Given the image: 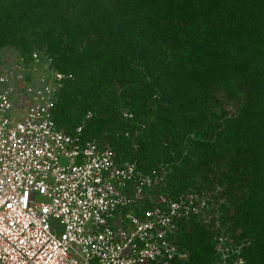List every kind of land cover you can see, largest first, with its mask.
<instances>
[{"label": "trees", "instance_id": "trees-1", "mask_svg": "<svg viewBox=\"0 0 264 264\" xmlns=\"http://www.w3.org/2000/svg\"><path fill=\"white\" fill-rule=\"evenodd\" d=\"M32 44L74 77L60 130L122 133L139 169L165 167L168 199L217 205L191 237L200 262L227 238L235 261L264 264V0H0V46Z\"/></svg>", "mask_w": 264, "mask_h": 264}, {"label": "built area", "instance_id": "built-area-1", "mask_svg": "<svg viewBox=\"0 0 264 264\" xmlns=\"http://www.w3.org/2000/svg\"><path fill=\"white\" fill-rule=\"evenodd\" d=\"M73 78L45 50L0 58V264H188L172 236L191 205L169 200L140 215L156 179L118 165L82 127L58 128L54 110Z\"/></svg>", "mask_w": 264, "mask_h": 264}, {"label": "rangeland", "instance_id": "rangeland-1", "mask_svg": "<svg viewBox=\"0 0 264 264\" xmlns=\"http://www.w3.org/2000/svg\"><path fill=\"white\" fill-rule=\"evenodd\" d=\"M44 49L46 50V47L40 46L39 44H32L31 46L4 45V46H0V58L15 57L23 52L29 53L31 51L33 52L34 50H44ZM14 114H16V117H19L18 111H16ZM128 118L131 119V116H128ZM137 128H139V124L138 125L136 124V127L132 131L131 129H128L129 133H125L124 137L130 138L131 134L133 136L139 135L140 131H135V129ZM121 134L122 133L116 132L114 137L104 138L98 142L101 144L102 147L111 148L118 165H121L124 162H132L136 164L138 170L143 172L147 177L156 179L153 185L147 186L145 188V199L141 202V204L138 207H135L136 212L142 215L146 209H150L158 206H162L163 208L167 209L168 204H170V201L172 200H176L175 202L178 203L179 208H183V209L185 204L186 205L192 204L191 202L187 203L188 200L189 201L193 200L192 198L195 199L194 200L195 202L196 201L199 202L200 196L198 198L192 195L186 196V194L184 193L177 198L178 200L171 196H169V198L172 200L168 199L166 195L169 194L166 191V186L164 183L165 182L164 177H166L165 167L158 166L148 171L146 170L143 171L142 169H139L136 161H133L131 157H125L126 154H128V152L126 153L124 147L117 143L118 141H120V138L122 137ZM85 140H93V139H85ZM127 147H137V146L133 145ZM131 188L134 187L132 186ZM131 188H129L128 194L129 192L130 194L131 192H133ZM214 195H215L214 197H216L217 199L212 198L210 200L211 203H214L215 200L219 201L220 203L223 202V199L218 200L217 194ZM129 208H126V211L129 210ZM217 208H218L217 205H215V207L207 206L205 210L202 208H196L190 211L189 213L188 212L181 213L177 217H175L174 222H175L176 230L172 236V241L174 243L179 241V243L182 244V247L179 249L181 251L182 250L185 251L188 254V256L190 255L192 257V261L195 264H233L234 257L237 254L236 253L237 250L235 247L236 245L231 244L229 239L227 240V238H224L223 241H219V242L216 241V243L214 242L215 246L214 245L212 246V244H210L208 246V251L206 253L207 257L204 259L205 261L200 262V259L203 256L201 254V248L196 247L195 243H193L194 240L191 237L194 233H197L200 236L201 234H203V231L210 230V227L214 223L213 220H216L218 217V214L215 213ZM206 210L209 211H207L206 213ZM178 234L180 236H178ZM198 242L199 241H197V243Z\"/></svg>", "mask_w": 264, "mask_h": 264}]
</instances>
